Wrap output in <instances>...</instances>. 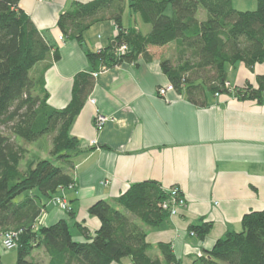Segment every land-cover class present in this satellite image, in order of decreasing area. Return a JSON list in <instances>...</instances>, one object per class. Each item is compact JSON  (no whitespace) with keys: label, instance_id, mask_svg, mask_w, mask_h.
I'll list each match as a JSON object with an SVG mask.
<instances>
[{"label":"trees","instance_id":"16d2710c","mask_svg":"<svg viewBox=\"0 0 264 264\" xmlns=\"http://www.w3.org/2000/svg\"><path fill=\"white\" fill-rule=\"evenodd\" d=\"M19 2L0 0V240L17 233L15 264H112L124 258L131 264H178L169 245L157 246L162 261L148 256L147 229L170 216L162 208L167 190L155 181L131 185L113 203L92 205L88 214L99 221L97 231L90 235L75 224L85 241H75L64 220L48 227L37 221L47 200L75 185L73 159L79 142L69 128L93 86L92 73L135 64L148 59L151 48L166 52L173 46L174 59H162L160 68L173 91L184 93L191 105L208 106V94L264 105V74L251 87L234 90L226 69L243 64L252 71L264 64V0H256L253 11L236 10L233 0L72 2L56 22L65 40L82 44L83 33L105 20L113 22L117 34L113 45L86 53L92 72L75 75L71 101L62 109L48 104L44 80L45 71L59 59L58 49L34 28ZM126 7L150 26L147 34L122 26ZM201 12L203 20L198 19ZM120 46L126 47L123 55L116 54ZM40 141H50L49 159L32 156L20 168L25 145ZM61 162L66 166L57 164ZM211 227L200 221L189 232L202 240ZM34 250L43 259L33 258ZM195 264H264V210L245 214L241 230L226 232Z\"/></svg>","mask_w":264,"mask_h":264},{"label":"crops","instance_id":"0c3cea01","mask_svg":"<svg viewBox=\"0 0 264 264\" xmlns=\"http://www.w3.org/2000/svg\"><path fill=\"white\" fill-rule=\"evenodd\" d=\"M90 1L19 2L34 28L58 49L59 59L44 73L52 108L69 104L75 75L92 72L86 53L108 48L117 34L113 22L105 20L83 33L82 44L62 37L56 27L59 15L72 2ZM136 16L126 7L122 26L147 34L150 28L142 32ZM148 53V59L120 64L93 79L69 128L79 142L73 159L75 186L60 189L45 202L40 225L48 227L64 220L72 238L85 241L75 224L86 227L90 235L97 231L99 221L88 214L92 205L113 203L131 185L155 181L165 190L177 187L186 205L159 227L147 229L146 241L152 247L148 256L162 261L157 246L164 244L169 245L178 264H195L226 232H239L245 214L264 210V105L215 96L202 108L175 91L161 98L157 90L167 86L168 80L160 62L169 57L157 48ZM236 68L234 82L238 85L245 81L255 84V77L264 74V64L255 65L252 71L243 64ZM96 113L112 119L99 131L93 123ZM58 199L66 202L72 217L53 202ZM200 221L212 225L202 240L189 232V227ZM112 264L131 261L124 258Z\"/></svg>","mask_w":264,"mask_h":264},{"label":"rangeland","instance_id":"374dc122","mask_svg":"<svg viewBox=\"0 0 264 264\" xmlns=\"http://www.w3.org/2000/svg\"><path fill=\"white\" fill-rule=\"evenodd\" d=\"M233 7L238 11H253L256 8V0H233ZM168 10L170 11V8ZM204 18H205V15L203 12H201L198 15V19L203 20ZM137 20L140 22V28H141L142 32L145 33V31L148 28H150V26L141 22V20L139 18H137ZM165 53H167L168 57L171 58V60L174 59L173 58V55H174L173 46H170V48L167 49V51ZM226 69H227V73L229 76L228 81H229V79L231 80V84L229 82V86L231 89H234V90L235 89H243V88H246V86H248V85H250V87L253 85V84H250V82H248V81H245L242 85H238V83L236 84L234 82L235 77L238 74L236 66H234V67L227 66ZM207 96H208L207 100L212 99V96L210 94H208ZM50 148H51L50 141H48V142L40 141L37 143L25 145V150H26L27 154L24 156V159L20 163V168H24L25 162L27 161V159H29L32 156H38L41 158L49 159L48 158V151L50 150ZM57 164L61 167L66 166V163H62V162L57 163ZM73 173H74V170H73ZM74 186L67 187V188L72 189ZM58 200L66 203L63 200H60V199H58ZM53 202H55V204H57V202L55 200H53ZM58 206L62 209V207L60 205H58ZM62 210L68 211L69 208L62 209ZM44 212L41 214L39 220L37 221L38 225L43 223L42 218L44 216ZM1 240H2V238H1ZM1 240H0V264H15L16 260H17V251L15 250L16 248L14 250H10V251L7 250L6 247L2 248V241L3 240L2 241ZM32 257L37 259L38 257H42V253H40L38 250H34L32 252Z\"/></svg>","mask_w":264,"mask_h":264},{"label":"built area","instance_id":"2783aa9c","mask_svg":"<svg viewBox=\"0 0 264 264\" xmlns=\"http://www.w3.org/2000/svg\"><path fill=\"white\" fill-rule=\"evenodd\" d=\"M126 51L125 46H120L116 50L117 55H123ZM105 71V68L100 69L98 72H94L91 74L92 79H96L101 73ZM173 91L172 87L170 85H167L165 87H161L157 90V94L159 97H163L166 95L167 92ZM89 102L91 104H94L95 101L90 99ZM112 121L111 118L106 117L100 113H96L94 116V127L96 130H101L103 126ZM96 144L95 142L92 143V145ZM168 199L163 203L162 208L166 211H168L170 216L176 215L179 208L185 207L186 200L180 190L177 187H171L170 189H167ZM58 205L62 207V209H67V205L64 202H61L59 200L56 201ZM192 235V234H191ZM17 236V233H6L2 238V248H5L7 250H14L15 249V238Z\"/></svg>","mask_w":264,"mask_h":264},{"label":"water","instance_id":"95a60500","mask_svg":"<svg viewBox=\"0 0 264 264\" xmlns=\"http://www.w3.org/2000/svg\"><path fill=\"white\" fill-rule=\"evenodd\" d=\"M112 45H113V43H112Z\"/></svg>","mask_w":264,"mask_h":264}]
</instances>
